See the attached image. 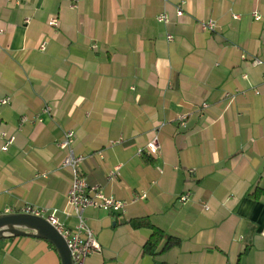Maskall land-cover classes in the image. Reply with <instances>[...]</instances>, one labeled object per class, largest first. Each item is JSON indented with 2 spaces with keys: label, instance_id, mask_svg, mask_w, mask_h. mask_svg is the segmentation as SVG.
<instances>
[{
  "label": "crops",
  "instance_id": "crops-1",
  "mask_svg": "<svg viewBox=\"0 0 264 264\" xmlns=\"http://www.w3.org/2000/svg\"><path fill=\"white\" fill-rule=\"evenodd\" d=\"M7 97L0 132L15 140L3 151L0 137V213L55 210L74 228L60 147L71 130L88 184L126 202L85 209L101 246L86 264H264V0H0ZM156 136L159 152L138 154ZM141 218L179 244L143 253L152 231L134 226ZM0 264L60 258L44 239L14 237L0 240Z\"/></svg>",
  "mask_w": 264,
  "mask_h": 264
},
{
  "label": "built area",
  "instance_id": "built-area-1",
  "mask_svg": "<svg viewBox=\"0 0 264 264\" xmlns=\"http://www.w3.org/2000/svg\"><path fill=\"white\" fill-rule=\"evenodd\" d=\"M73 7L76 6L74 2ZM183 10L180 6H177V15H182ZM256 19H259L260 16L254 14ZM159 22H167L168 16L166 14H160L157 17ZM49 25L52 27H57L58 18L52 17L49 20ZM200 26L203 30L214 32L216 30V24L212 20L201 21ZM169 41L173 40V36L167 35ZM46 41H42L40 44V49L44 50L46 47ZM242 59H247L248 54L245 51L241 52ZM254 65L263 64L262 60L257 57L252 59ZM256 93H258L256 91ZM226 97H233L234 93H226ZM9 98H0V106L6 105L9 103ZM208 107V104L204 102L201 107L197 110L198 113H201L204 109ZM50 107L45 106L40 115L37 116L38 120H42L43 115L50 114ZM187 113H180L176 117L177 125L180 129H184L187 126ZM26 119L23 118L21 123ZM0 137L4 140L1 149L6 151L8 147L14 142L15 137L8 135L6 132H0ZM74 144V132L71 130L65 131L63 134V140L60 143V147L66 150V157L63 161V166L71 170L72 181L68 189L66 196V207L64 209V214L66 216H75L77 222L74 228L70 229L66 227L63 223L59 222L55 210L49 213L45 218L53 224L64 236L68 248L70 250L71 258L73 264H86L87 258L93 253H99L101 251V246L98 240L96 239L95 232L93 229L86 223L84 217V211L87 208H98L107 211L113 212H124L126 207V202L122 200L115 199L111 196H107L103 191L95 185H89L87 179L81 169V163L85 159L83 156L78 155L75 152L73 147ZM161 148L158 137H154L150 140L145 146L138 148V154L147 153L150 155H156ZM119 169L118 167L114 168L110 173V178H118ZM145 193H142L138 198H144ZM189 198V193H183L179 196L180 202H186ZM205 209H208V206H204ZM27 212L41 215V210H32L27 208Z\"/></svg>",
  "mask_w": 264,
  "mask_h": 264
},
{
  "label": "water",
  "instance_id": "water-1",
  "mask_svg": "<svg viewBox=\"0 0 264 264\" xmlns=\"http://www.w3.org/2000/svg\"><path fill=\"white\" fill-rule=\"evenodd\" d=\"M14 237L44 239L55 248L60 264H73L64 236L44 216L30 212L0 213V240Z\"/></svg>",
  "mask_w": 264,
  "mask_h": 264
},
{
  "label": "trees",
  "instance_id": "trees-1",
  "mask_svg": "<svg viewBox=\"0 0 264 264\" xmlns=\"http://www.w3.org/2000/svg\"><path fill=\"white\" fill-rule=\"evenodd\" d=\"M134 226H136V227L146 226V227H149L152 231L149 239L145 242V244L143 246V253H145V254L155 255L159 252L166 251V250L170 249L171 247H174V246L179 244V239L177 237L165 236V233L163 232V230L159 229L158 227L154 226L149 221H147L143 218L137 220L134 223ZM163 240H165V242L159 249V246Z\"/></svg>",
  "mask_w": 264,
  "mask_h": 264
}]
</instances>
